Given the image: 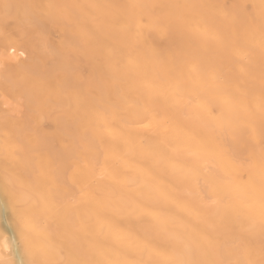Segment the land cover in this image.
<instances>
[{
	"label": "bare ground",
	"instance_id": "1",
	"mask_svg": "<svg viewBox=\"0 0 264 264\" xmlns=\"http://www.w3.org/2000/svg\"><path fill=\"white\" fill-rule=\"evenodd\" d=\"M4 3L0 257L23 230L55 264L199 259L207 236L259 264L264 0Z\"/></svg>",
	"mask_w": 264,
	"mask_h": 264
},
{
	"label": "snow or ice",
	"instance_id": "2",
	"mask_svg": "<svg viewBox=\"0 0 264 264\" xmlns=\"http://www.w3.org/2000/svg\"><path fill=\"white\" fill-rule=\"evenodd\" d=\"M4 9L5 16H8L13 8V5L8 3H4L0 5ZM54 7V6H49ZM179 7H186V8H196V5H184ZM262 46H264V36H262ZM197 183H199L197 179ZM209 188H212L209 185ZM213 204L216 201H212ZM259 211H260V222H259V229L261 235V244H262V255H264V177H262L260 186H259ZM155 219V217H153ZM158 224H153L151 229L158 228ZM151 229L145 227L144 222L141 221L139 226L134 225L130 230L128 235L134 236L136 239L142 241V250L148 253H155L157 256L164 255V253L157 250V247L153 244V239L151 235ZM207 241V248L200 252L199 255L203 256L204 258L199 259H186V255H196L191 250L186 252H181L175 248H173L169 255L163 260L156 261L155 264H241L240 261H230L221 259L216 254L217 244L213 237L207 236L205 237ZM7 247V243L5 244ZM16 249L19 254L18 260H6L3 257H0V264H55L53 261H40L35 258L36 250L33 248L32 243L26 234L25 231H21L19 240L16 241ZM245 254H248L249 249L246 247L243 249ZM81 257L80 259H73L63 262V264H96L95 261L88 258L89 251L87 249L81 250ZM245 264H255L252 260H247ZM259 264H264V259H261Z\"/></svg>",
	"mask_w": 264,
	"mask_h": 264
},
{
	"label": "rangeland",
	"instance_id": "3",
	"mask_svg": "<svg viewBox=\"0 0 264 264\" xmlns=\"http://www.w3.org/2000/svg\"><path fill=\"white\" fill-rule=\"evenodd\" d=\"M56 38H57V34L56 33H53L52 39L55 40ZM46 125H48V124H46Z\"/></svg>",
	"mask_w": 264,
	"mask_h": 264
}]
</instances>
